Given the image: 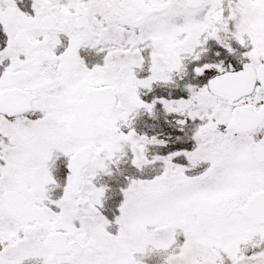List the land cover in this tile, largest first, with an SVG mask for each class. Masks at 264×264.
I'll return each mask as SVG.
<instances>
[{
	"label": "snow or ice",
	"instance_id": "1",
	"mask_svg": "<svg viewBox=\"0 0 264 264\" xmlns=\"http://www.w3.org/2000/svg\"><path fill=\"white\" fill-rule=\"evenodd\" d=\"M154 258L264 264V0H0V264Z\"/></svg>",
	"mask_w": 264,
	"mask_h": 264
},
{
	"label": "flooded vegetation",
	"instance_id": "2",
	"mask_svg": "<svg viewBox=\"0 0 264 264\" xmlns=\"http://www.w3.org/2000/svg\"><path fill=\"white\" fill-rule=\"evenodd\" d=\"M140 119H143V121L147 122V130L146 132L143 131L144 128L137 129L138 132L146 133L148 135H159L161 138L169 139V143L167 146H152L150 150L159 152L161 154H164L168 151L174 150L177 147H187L188 141H176L175 137L177 135H183L182 133H179L176 131L174 127H172L170 124L166 123L165 120H172L171 116L165 117V114L163 111H159L157 118L153 120L150 117L147 116H141ZM137 122L139 123L140 120L138 119ZM136 122V123H137ZM139 125L136 124V128ZM176 141L175 143L173 141ZM66 169H64L63 163L61 162L59 164V169L54 173L57 177V179L62 182L63 177L65 174ZM59 190H57L58 192Z\"/></svg>",
	"mask_w": 264,
	"mask_h": 264
},
{
	"label": "rangeland",
	"instance_id": "3",
	"mask_svg": "<svg viewBox=\"0 0 264 264\" xmlns=\"http://www.w3.org/2000/svg\"><path fill=\"white\" fill-rule=\"evenodd\" d=\"M141 117H139L138 119L140 120V122L138 123H136V124H138L139 126L137 127V129H139V128H144L143 129V131H145L146 132V128H147V122H145V121H143V119H140ZM174 143L176 142L175 140L173 141ZM190 141H188L187 142V145L188 146H190ZM150 264H156V259L154 258L152 261H150Z\"/></svg>",
	"mask_w": 264,
	"mask_h": 264
}]
</instances>
